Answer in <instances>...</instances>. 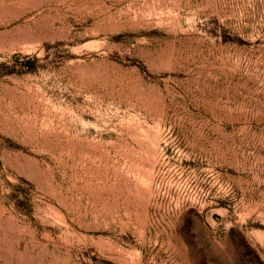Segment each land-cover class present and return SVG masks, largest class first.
Here are the masks:
<instances>
[{"label":"rangeland","instance_id":"rangeland-1","mask_svg":"<svg viewBox=\"0 0 264 264\" xmlns=\"http://www.w3.org/2000/svg\"><path fill=\"white\" fill-rule=\"evenodd\" d=\"M0 264H264V0H0Z\"/></svg>","mask_w":264,"mask_h":264}]
</instances>
